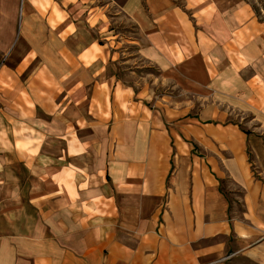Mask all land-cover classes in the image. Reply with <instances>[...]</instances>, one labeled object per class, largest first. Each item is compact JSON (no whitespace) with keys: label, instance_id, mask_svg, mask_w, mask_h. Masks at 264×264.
Segmentation results:
<instances>
[{"label":"crops","instance_id":"1","mask_svg":"<svg viewBox=\"0 0 264 264\" xmlns=\"http://www.w3.org/2000/svg\"><path fill=\"white\" fill-rule=\"evenodd\" d=\"M196 3L0 0V264H264L262 24Z\"/></svg>","mask_w":264,"mask_h":264},{"label":"rangeland","instance_id":"2","mask_svg":"<svg viewBox=\"0 0 264 264\" xmlns=\"http://www.w3.org/2000/svg\"><path fill=\"white\" fill-rule=\"evenodd\" d=\"M176 3L180 5H184L186 0H175ZM195 1V3L198 5H202L204 2H209L214 5V9L217 10L216 12L222 13L224 16L231 18L232 20H235L234 17H237L241 21L248 20L252 18L254 21L261 23L262 30L264 32V19L263 21L260 20L253 12L250 5L245 0H192ZM119 33H122L126 36H131L133 34V31L129 27H125L124 25H119L118 30ZM124 45L128 46L127 43H124ZM128 51L132 52V47H129ZM137 66V67H136ZM123 68H129L134 69L135 74L131 75V77L134 78V80H138L139 84H142L143 80L142 78H145V80L150 83L151 86V99L150 102L152 105V102L156 100H163L164 104H171L174 105L176 103H182L189 101L187 97L182 94L181 90L174 87L170 83H165L161 81L160 79V72L154 67L149 65L148 63L141 61V60H132L128 61L127 63H124L122 65ZM111 68V67H110ZM125 73H120V77H123ZM153 106V105H152ZM161 105H157L155 107H158ZM232 121L237 122L236 119H233ZM222 189H224V186L222 185Z\"/></svg>","mask_w":264,"mask_h":264},{"label":"trees","instance_id":"3","mask_svg":"<svg viewBox=\"0 0 264 264\" xmlns=\"http://www.w3.org/2000/svg\"><path fill=\"white\" fill-rule=\"evenodd\" d=\"M250 5L254 14L263 21L264 19V0H245Z\"/></svg>","mask_w":264,"mask_h":264}]
</instances>
